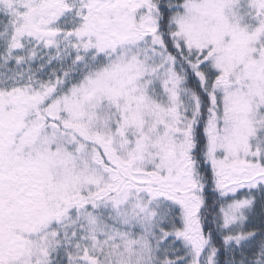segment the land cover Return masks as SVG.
Returning a JSON list of instances; mask_svg holds the SVG:
<instances>
[{
    "label": "snow or ice",
    "instance_id": "snow-or-ice-1",
    "mask_svg": "<svg viewBox=\"0 0 264 264\" xmlns=\"http://www.w3.org/2000/svg\"><path fill=\"white\" fill-rule=\"evenodd\" d=\"M0 264H264V0H0Z\"/></svg>",
    "mask_w": 264,
    "mask_h": 264
}]
</instances>
